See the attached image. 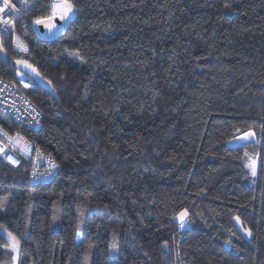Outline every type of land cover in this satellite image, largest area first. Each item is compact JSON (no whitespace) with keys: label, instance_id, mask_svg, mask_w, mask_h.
I'll return each mask as SVG.
<instances>
[{"label":"trees","instance_id":"16d2710c","mask_svg":"<svg viewBox=\"0 0 264 264\" xmlns=\"http://www.w3.org/2000/svg\"><path fill=\"white\" fill-rule=\"evenodd\" d=\"M71 2L77 13L44 39L32 23L49 0H31L17 25L26 54L1 36L0 76L17 83L12 62L26 60L58 100L34 85L39 130L0 125L59 171L32 184L25 160H0V264L14 260L3 232L18 264H175L176 247L185 264H264V0ZM249 129L254 141L230 144Z\"/></svg>","mask_w":264,"mask_h":264},{"label":"built area","instance_id":"2783aa9c","mask_svg":"<svg viewBox=\"0 0 264 264\" xmlns=\"http://www.w3.org/2000/svg\"><path fill=\"white\" fill-rule=\"evenodd\" d=\"M2 3L3 0H0V5H2ZM11 3L14 4L15 8L19 9V11L14 12L11 9H5L4 12L0 13V20L11 19L13 21L11 26H5L3 23H0V36H6L11 39V47L15 52L26 54L29 51V46L24 38L20 35L17 25L22 13L30 5L31 0H28V2L25 4H21L20 0H11ZM6 28L7 30H5ZM16 37H19L24 41V43L27 45V51H22L16 46ZM18 74L21 73L19 72L16 74L17 83L8 81L0 76V114L5 115L19 125L37 131L40 128L41 113L39 108L25 93V90L33 88L34 84L25 76L24 80H20L17 76ZM27 82L30 83V87H25V85H29ZM0 128L3 127L0 125ZM5 130L14 137L17 133H19V135L24 138V140L21 141V145H23L24 141L28 142L29 151L24 153L20 146L13 148L7 138L3 135H0V145L6 146L7 153L12 155L13 159H17L19 163L21 160H25L29 164V179L32 184H38L40 182L51 180L58 173L59 164L49 154L43 153L31 140L27 139L21 131L17 129L11 131L7 129ZM37 148L39 149V152L36 151ZM49 159L55 161L58 167L52 169L50 174L45 175V173L49 170ZM0 160L12 168H16L19 165V163L17 165L9 163L6 159H4L3 156H0ZM34 169L38 173L35 178H33L32 175ZM174 252L175 264H185L179 255L178 247L175 248Z\"/></svg>","mask_w":264,"mask_h":264},{"label":"snow or ice","instance_id":"6c2138e0","mask_svg":"<svg viewBox=\"0 0 264 264\" xmlns=\"http://www.w3.org/2000/svg\"><path fill=\"white\" fill-rule=\"evenodd\" d=\"M28 0H20L21 4L27 3ZM47 9H49V14L44 17H37L33 23L36 25L43 24L45 28H47L49 31H52L55 27H57L56 24L53 23L54 18L58 17L60 21L68 22L72 19V17L77 13L78 9L74 6V4L71 2V0H49V3L45 5ZM225 7H231L230 4H225ZM5 9H11L14 12H18L19 9L15 8V5L11 3V0H3L2 5H0V13L4 12ZM0 23H3L5 26H11L13 21L11 19H3L0 20ZM7 30V28L5 29ZM16 46L20 48L22 51H27V45L24 43L23 40H21L19 37H16ZM2 45H0V51H2ZM78 55V53H76ZM23 63L25 67L32 68L31 65L27 63V61H21L17 60V64ZM32 71L35 72L36 70L32 68ZM24 75V74H21ZM38 75V73H37ZM25 87H28V85H25ZM239 131V130H238ZM0 135H3L7 138V140L11 143L13 148H16L17 146L21 147V150L24 153H27L29 151V144L27 141H24L23 145H21V141L24 140L22 136L19 135V133L16 134V136L10 135L5 129L0 128ZM255 133L249 129L244 133V136L241 137V139L247 140L250 137H253ZM37 152H39V149H36ZM0 156H3L4 159H6L9 163L13 165H17L19 161L17 159H13L12 155H9L6 151V146L0 145ZM245 156L247 157L246 167L249 168L251 175L255 177L257 175V158H253L251 155H249L247 152L245 153ZM264 166V165H262ZM58 165L55 163V161L49 159V170L45 173V175H48L51 173L52 169L57 168ZM33 178H35L38 173L33 170ZM188 211L186 209H182L179 213H174L175 218L179 219L181 228H184L188 224V220L186 219L188 217ZM237 223H242L239 217H235ZM245 234L247 236H251L252 232L249 228L243 229ZM235 235V233H233ZM8 239L9 243L5 245L6 249H10L11 252L16 253L18 251L19 241L16 239L15 236L12 235V233H8ZM227 243H231V241H227ZM165 246H167V242H165ZM110 249H116L117 244L116 243H110L109 244ZM13 259H17L16 256L13 257Z\"/></svg>","mask_w":264,"mask_h":264},{"label":"water","instance_id":"95a60500","mask_svg":"<svg viewBox=\"0 0 264 264\" xmlns=\"http://www.w3.org/2000/svg\"><path fill=\"white\" fill-rule=\"evenodd\" d=\"M53 23L56 24L57 27H55L52 31H49L47 28H45L43 24H40V25L33 24V28H34L37 36L44 38V39H53V38H56L57 36H59L63 32V30L66 26V22L60 21L59 18L56 17V18H54ZM0 45H2L1 36H0ZM2 49L3 50L0 51V60L2 62H6L9 58V56H8L7 52L5 51V49L3 48V45H2ZM21 61H26V60H21ZM27 63L29 65H31L32 68H34L36 71L33 72L32 68L25 67V65L23 63L17 64V60H14L12 62V65L17 71H19L21 74H24V76L27 79L31 80L34 85H36V86L42 88L43 90L47 91L53 98L58 100L56 92L53 89L51 83L41 75L39 70L33 64H31L28 61H27ZM37 73H38V75H37ZM235 217H238V216H234L231 218V220H230L231 224L233 225L235 230L239 233V235L248 244H251V240L253 238V232L251 231L252 232L251 236H247L243 229L245 227L246 228H249V227L241 219L240 220L242 223H237ZM174 221L176 222V224H178V225L180 224L179 219L174 218Z\"/></svg>","mask_w":264,"mask_h":264},{"label":"rangeland","instance_id":"374dc122","mask_svg":"<svg viewBox=\"0 0 264 264\" xmlns=\"http://www.w3.org/2000/svg\"><path fill=\"white\" fill-rule=\"evenodd\" d=\"M243 136H244V134H243V135H240V136H238V137H236V138H234V139L231 141L230 144H241V143H244V142H251V141H254V140H255V136L250 137V138H248L247 140H245V139H241V137H243ZM253 158H257V156H253ZM259 164H260V162H259V159L257 158V165H258V167H259ZM258 167H257V169H258ZM3 235H4V237L6 238L7 243H9L8 233L3 232ZM76 240H77V242H81V240H82V235H81V234H77V235H76ZM8 250H10V249H8ZM10 251H11V250H10ZM12 253H13V252H12ZM14 256H16L17 259L19 258V246H18V251H17L16 253H13V257H14ZM17 259L13 260V264H18V260H17Z\"/></svg>","mask_w":264,"mask_h":264},{"label":"bare ground","instance_id":"6f19581e","mask_svg":"<svg viewBox=\"0 0 264 264\" xmlns=\"http://www.w3.org/2000/svg\"><path fill=\"white\" fill-rule=\"evenodd\" d=\"M17 76H18V78H19L20 80H24V79H25L24 75L18 74ZM27 83H28V82H27ZM28 84H29L28 86L30 87V86H31L30 83H28Z\"/></svg>","mask_w":264,"mask_h":264}]
</instances>
